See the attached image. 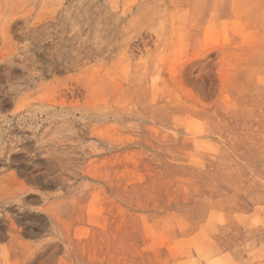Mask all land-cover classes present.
<instances>
[{"label":"rangeland","instance_id":"374dc122","mask_svg":"<svg viewBox=\"0 0 264 264\" xmlns=\"http://www.w3.org/2000/svg\"><path fill=\"white\" fill-rule=\"evenodd\" d=\"M0 264H264V0H0Z\"/></svg>","mask_w":264,"mask_h":264},{"label":"bare ground","instance_id":"6f19581e","mask_svg":"<svg viewBox=\"0 0 264 264\" xmlns=\"http://www.w3.org/2000/svg\"><path fill=\"white\" fill-rule=\"evenodd\" d=\"M259 213V212H258ZM245 223V222H244ZM243 224V223H242ZM250 224V223H249ZM200 246V245H199ZM198 255V254H197ZM231 261V260H230Z\"/></svg>","mask_w":264,"mask_h":264}]
</instances>
